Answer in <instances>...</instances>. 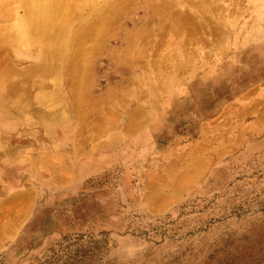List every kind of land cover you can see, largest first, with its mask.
I'll return each mask as SVG.
<instances>
[{
    "label": "rangeland",
    "instance_id": "1",
    "mask_svg": "<svg viewBox=\"0 0 264 264\" xmlns=\"http://www.w3.org/2000/svg\"><path fill=\"white\" fill-rule=\"evenodd\" d=\"M256 13L247 0H218L214 13L206 16L216 19L210 26L225 41L205 56L198 53L207 62L183 87L154 88L166 101L140 131L131 124L121 129L120 114L126 115L139 100L135 90L131 95L127 90L141 70L123 71V62L107 55L115 46L108 43L89 62L82 90L83 107L115 116L116 131L96 138L98 145L74 144L72 123L75 129L79 123L72 93L64 83L51 87L56 73L45 68L68 62L32 60L36 55L11 45L1 67L15 70L16 87L6 97L20 98L22 110L0 108V138L5 142L0 147V195L2 180L11 191L35 186L27 180L29 174L40 173L32 165L40 152L64 156V164L54 168L66 173L67 180L54 185L32 178L41 193L17 238L0 251V264H264V127L256 133L246 129L255 122L252 112L236 123L233 117L222 122L226 111L243 109L252 100L247 97L251 91L264 89V15L258 18ZM11 55L27 62L17 65ZM208 68L209 73L203 71ZM4 79L10 78L6 74ZM40 80L44 85L32 86ZM51 91L59 92L55 110L40 97ZM259 109L264 110V99ZM102 119L88 114L83 124H102ZM222 124H233V148L215 157L207 152L208 167L199 181L168 208L152 213L144 201L151 179L172 173L185 150L203 137H214L212 146L217 147ZM83 127L77 131L82 133Z\"/></svg>",
    "mask_w": 264,
    "mask_h": 264
},
{
    "label": "bare ground",
    "instance_id": "2",
    "mask_svg": "<svg viewBox=\"0 0 264 264\" xmlns=\"http://www.w3.org/2000/svg\"><path fill=\"white\" fill-rule=\"evenodd\" d=\"M217 2L218 0H0V23L14 18L9 26L0 27V108L8 107L13 112L22 110L20 98L11 95L10 98L17 99L15 101L6 97L7 94H13L16 87L13 81L15 70L10 65L1 67L2 62H5V51L11 45L18 44L27 56L36 55L32 60L50 59L62 63L65 60L68 63L59 65V68H45L56 73L51 87L56 88L59 83H64L65 89L72 93L70 100L75 106L79 123L78 129L72 123L74 144L77 140L76 144L79 146L80 143L98 145V140L94 142L96 138L116 131L115 116L106 117L103 109H92L90 112L88 107H83L85 99L82 90L85 88V76L90 72L89 62L100 56L108 43H115L113 49L106 50L107 55L121 60L124 64L123 71L129 70L136 74L141 70L135 82L131 80L127 90L129 95L135 90L134 94L138 95L139 100L136 105H130L126 115L120 114L121 129L127 124H131L132 130L145 129L147 124L155 120L166 101L153 93L154 88H162L165 84H169L172 90L183 87L191 73L201 70L207 62L201 55L205 56L207 51L216 49L225 41V37L215 30L216 27L210 26L216 23V19L206 16L214 13ZM247 4L257 11L258 18L263 17L264 0H247ZM206 46L209 49H205ZM11 56L17 65L27 62L18 55ZM199 59L202 64L198 63ZM138 62L144 65L141 66ZM32 71H27V75ZM203 71L209 73L211 68ZM6 74L10 79L5 81ZM40 82L32 86L44 85L43 81ZM162 91L166 93L165 89ZM255 92H258L257 95ZM57 93L59 92L51 91L40 97L55 110L59 99L56 97ZM247 97L252 100H248L249 103L243 109L240 107L237 111H226L222 122L233 117L236 123L242 114L252 112L256 116L255 122L250 129H246L256 133L264 127V110L259 109L264 99V89L251 91ZM110 109L118 114L115 106ZM67 111L72 113L73 109L69 110L67 107ZM88 114H98L106 120L103 122L102 119V124L93 126L83 124ZM232 125H225V128L221 125L219 134L215 137L217 147L212 146L215 143L214 137H203L180 156L179 166L175 168L177 170L174 169L165 177L160 176L159 181L156 180L158 178H147H153V186L149 187L144 201L152 213L168 208L199 181L208 167V159L204 157L207 152L214 153L215 157L233 148L237 137L229 138L230 131L234 128ZM82 127V133L78 132ZM4 145V139L0 138V147ZM223 150L226 151L221 152ZM63 157L40 152L32 164L40 173L29 174L30 178L27 180L35 186H26L22 191H11L5 185V180H2V191L9 190L5 198H2L4 193L0 196V251L8 241L17 238L22 226L31 216V204L41 193V186L33 179L38 178L54 185L66 182V173L54 168L55 163L64 164ZM5 158L3 156L2 161ZM20 181L18 180L19 183ZM19 207L22 209L19 210ZM15 212L19 215L15 216Z\"/></svg>",
    "mask_w": 264,
    "mask_h": 264
},
{
    "label": "crops",
    "instance_id": "3",
    "mask_svg": "<svg viewBox=\"0 0 264 264\" xmlns=\"http://www.w3.org/2000/svg\"><path fill=\"white\" fill-rule=\"evenodd\" d=\"M3 193H4V196L2 198H5L8 195V189L7 190H3Z\"/></svg>",
    "mask_w": 264,
    "mask_h": 264
}]
</instances>
